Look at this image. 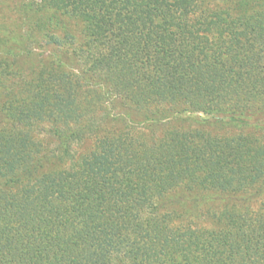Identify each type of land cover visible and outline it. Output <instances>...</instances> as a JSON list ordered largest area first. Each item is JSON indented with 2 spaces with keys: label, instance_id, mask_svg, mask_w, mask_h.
Masks as SVG:
<instances>
[{
  "label": "trees",
  "instance_id": "trees-1",
  "mask_svg": "<svg viewBox=\"0 0 264 264\" xmlns=\"http://www.w3.org/2000/svg\"><path fill=\"white\" fill-rule=\"evenodd\" d=\"M0 2V264H264V0Z\"/></svg>",
  "mask_w": 264,
  "mask_h": 264
},
{
  "label": "rangeland",
  "instance_id": "rangeland-1",
  "mask_svg": "<svg viewBox=\"0 0 264 264\" xmlns=\"http://www.w3.org/2000/svg\"><path fill=\"white\" fill-rule=\"evenodd\" d=\"M5 2H0V22L3 21L4 23V28L5 30L8 31H14L17 32L18 31V27L13 25V21L11 19V17H9L10 15L8 14V7L4 4ZM17 25V24H16ZM3 28L2 31H5ZM35 60H33L34 62ZM189 123V122H187ZM207 130H209V132L213 133V134H218V135H234L237 134L238 132H240V130H238L237 128L234 127H228V128H223V127H218V126H208Z\"/></svg>",
  "mask_w": 264,
  "mask_h": 264
}]
</instances>
